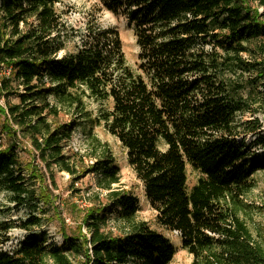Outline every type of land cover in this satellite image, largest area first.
<instances>
[{"label": "trees", "instance_id": "1", "mask_svg": "<svg viewBox=\"0 0 264 264\" xmlns=\"http://www.w3.org/2000/svg\"><path fill=\"white\" fill-rule=\"evenodd\" d=\"M59 1L0 0V193L33 211L49 205L39 161L53 186V169L72 188L94 173L106 202L97 193L74 230L62 227L60 246L28 234L5 251L11 227L0 222V264L172 261L169 241L138 219L137 197L115 187L120 170L105 143L88 136L84 153L64 154L90 118L89 100L105 103L91 122L125 151L156 225L178 234L192 264H264V239L243 219L252 179L264 169V156L252 151L264 147V132L256 134L264 131V0H98L133 27L135 68L111 30L91 29L61 54ZM187 167L199 174L190 189ZM39 223L32 215L21 226L29 232Z\"/></svg>", "mask_w": 264, "mask_h": 264}, {"label": "rangeland", "instance_id": "2", "mask_svg": "<svg viewBox=\"0 0 264 264\" xmlns=\"http://www.w3.org/2000/svg\"><path fill=\"white\" fill-rule=\"evenodd\" d=\"M249 5L253 8H258L255 1H250ZM55 8L57 12L61 13L62 22L65 25V31L61 34L65 49L61 54L64 52H74L79 48L87 39L91 29L111 30L117 33L119 37L127 65L131 68L136 67L139 48L136 44L133 27L128 24L126 16L115 15L105 11L101 8L98 0H60L55 5ZM0 72V75L3 74L2 71ZM11 101L15 102L13 98ZM0 106H4V101L1 97ZM105 107V103H96L91 100L87 102L90 118L81 124L79 130L74 132L72 139L65 144L64 154L84 153L86 142L89 141L88 136H95L101 143H105L120 170V183L115 187H119L136 196L139 202L138 219L147 222L152 229L162 234L169 241V244L175 251L170 264H192V257L181 248L178 234L176 232H167L156 225L155 215L144 198L143 187L127 165L125 151L117 140L111 137L101 125L91 122L98 114L99 109ZM251 119L250 115H245L243 120L248 121ZM1 121L2 118H0ZM259 132L263 134L264 131L261 129L256 134ZM255 138V134H249L246 140L250 143ZM4 147L3 140L1 149ZM252 151H254L259 159L263 158V146H256ZM22 159L25 160L26 156H22ZM92 161V158L84 159L86 165H91ZM38 166L44 174V187L46 188L44 195L49 197V205L45 206L40 202L37 205V209L33 211L28 207L15 206L10 201L9 194L5 192L0 193V222L8 223L11 227L6 235L7 242L3 246V250L5 251L13 249L17 242L28 234H35L37 237L39 234H42L48 244L60 246L63 243L61 237L62 227L74 230L75 225L80 223L81 211L92 205H97V196H95L97 193L101 203L105 204L106 202L104 193L96 188V175L94 173L80 175V180L72 188L73 183H71L70 177L63 172L53 169L52 179L55 182V186H53L49 173L46 172L39 161ZM198 178L199 174L190 167H187L188 189L196 183ZM252 183L253 188L245 198V202L249 205V211L243 216V219L256 239H264V169L260 170L253 177ZM37 187L38 183L35 188L37 189ZM70 203L77 205L80 213L78 211H71L68 206ZM107 211L108 213L110 212V207H107ZM32 215L39 217L40 223L27 232L22 229L21 224ZM107 216L111 219L109 215ZM60 219L63 220L64 225L59 221ZM114 227V222L109 221L108 229H115ZM81 231L85 234L83 228Z\"/></svg>", "mask_w": 264, "mask_h": 264}, {"label": "built area", "instance_id": "3", "mask_svg": "<svg viewBox=\"0 0 264 264\" xmlns=\"http://www.w3.org/2000/svg\"><path fill=\"white\" fill-rule=\"evenodd\" d=\"M259 11L261 12L262 11V8H260Z\"/></svg>", "mask_w": 264, "mask_h": 264}]
</instances>
